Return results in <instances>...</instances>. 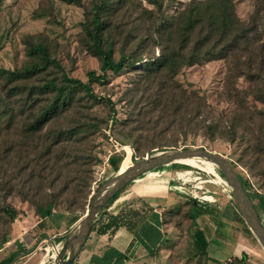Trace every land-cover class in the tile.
I'll use <instances>...</instances> for the list:
<instances>
[{
    "label": "rangeland",
    "instance_id": "obj_1",
    "mask_svg": "<svg viewBox=\"0 0 264 264\" xmlns=\"http://www.w3.org/2000/svg\"><path fill=\"white\" fill-rule=\"evenodd\" d=\"M99 1L0 0V69L15 71L41 63L39 57L30 54V48L39 43L47 48L51 58L61 63L69 77L87 82L89 72L101 74V61L92 53L85 30L92 17V7ZM192 1L121 0L111 13L105 40L113 44L115 60L127 55L138 63L128 64L120 73L109 71L105 81L94 83L97 99L77 91L69 115L55 122L52 128L57 131L61 126H69L80 113L97 126L83 144L94 174L91 195L71 212L56 207L53 215L42 219L31 202L17 191L13 193L7 202L17 210L18 216L12 223H3L0 217V241L7 240L0 247V262L14 259L12 264H53L70 227L78 217L85 216L99 188L119 170L160 151L205 148L222 154L234 164L242 181L248 182L250 197L261 207V199L264 200V0H232L241 26L234 28L240 34L229 35L227 43H218L216 58H204L170 78L163 74L155 80L148 79L145 65L162 55L159 25L165 18L178 15ZM49 80L58 85L62 80V73L52 65L28 82V86H40ZM171 91L178 101L182 100L183 92L188 93L195 113L202 110L198 123L201 125L204 117V125L216 126L219 133H204L193 123L185 125L181 116L169 115L161 120L165 108L154 106V102ZM108 101L113 103L115 114ZM201 102L203 107L199 105ZM173 119L176 120L171 122ZM20 125L0 144L10 147L16 143L25 154L30 153L25 137L20 134ZM229 125L235 126L234 135ZM8 151L9 161L3 162L0 182L4 178V182L12 179L17 166L16 155L9 148ZM113 156L121 158L119 168L111 165ZM207 171L209 168L203 161L185 160L147 173L120 191L124 195L152 182L167 186L163 193L159 191L165 196L170 194L172 203L168 210H173L164 214L167 264H210L209 255L194 258L190 250L195 230L190 211L192 205L211 202L226 213L231 199L229 186L219 183L218 176ZM180 186L197 192L200 198L179 190ZM61 187L60 183L54 188L47 185L42 192L58 193ZM235 215L238 220L232 217L229 226L233 234L229 237L242 245L253 243L264 256V249L257 239H252L255 236L241 214ZM204 234L211 242V250L214 247L224 250L219 256V261L224 262L232 253L233 243L226 241L222 232L214 236L211 229H204ZM235 262L230 259L224 264Z\"/></svg>",
    "mask_w": 264,
    "mask_h": 264
},
{
    "label": "trees",
    "instance_id": "obj_2",
    "mask_svg": "<svg viewBox=\"0 0 264 264\" xmlns=\"http://www.w3.org/2000/svg\"><path fill=\"white\" fill-rule=\"evenodd\" d=\"M67 1L81 2V0ZM120 4L121 0H100L92 7V17L86 23L85 30L91 41L92 53L101 61V74L96 71L89 72L87 82L69 77L61 63L51 58L47 48L39 43L30 48V54L39 57L41 63L15 71L0 69V142L22 122L20 134L27 141L25 143L27 149L31 150L30 153L25 154L22 148L16 147V143L10 147L0 144V162H2L0 170H4L3 162L9 161L8 148L16 155L17 161L13 178L6 182L4 178L0 182V217L3 223L6 221L12 223L17 219V210L7 202L9 196L16 191L34 205L36 213L42 219L53 215L56 207L71 212L74 207L87 201L91 195L94 174L83 144L97 126L81 117L83 114L80 113L71 120L72 124L69 126H61L62 128L57 131L52 128L55 122L69 115V111L73 109L72 103L77 91H83L88 97L97 99L92 87L94 83L105 81L109 71L120 73L128 64L138 63L133 56L132 58L127 55H122L116 61L113 44L105 40V33L110 28L109 16ZM235 25L241 27L232 0H193L178 15L165 18L159 25V44L162 47V55L145 65L148 79L155 80L163 74L170 78L184 67L198 64L204 58H216L218 43H227L229 35L240 34L234 28ZM49 65L62 73L61 84L58 85L54 80H49L40 86L29 87L28 82ZM171 92L167 94L168 96H160L154 102V106L165 108L162 111L161 120L169 115L174 118L181 116V122L185 125L190 126L193 123L204 133L213 135L219 133L216 126L204 125L206 122L204 117L201 120L202 124L198 123L197 118L202 110L198 109L199 111L195 113L196 110L193 109L191 102L192 97L188 93L183 92L182 100L178 101L175 92ZM25 93L27 97L24 98ZM49 95L54 96L51 98ZM108 102L115 114L113 103ZM199 105L204 106L202 102ZM112 119L114 121L115 118ZM174 120L176 119L171 122ZM228 127L235 129V126L229 125ZM232 130L231 133L234 135L235 131ZM110 163L114 168H119L121 158L113 156L110 158ZM232 165L234 167L233 163ZM237 174L241 179L240 174L238 172ZM59 183L62 187L58 193L42 192L47 185L54 188ZM242 184L249 193L248 182L242 181ZM119 194L120 192L104 207L91 232L106 233L115 223L134 227L130 219V216L134 214L132 209L122 212V215H114L105 211L119 197ZM252 201L256 208V200L252 199ZM192 206L190 216L195 230L190 250L194 258L208 256L207 249L210 242L196 224V218L201 211L196 206ZM229 208L238 213L233 205L230 204ZM172 211L167 213H172ZM154 235L158 243L161 240L160 233ZM5 242H7L6 239L0 241V247ZM13 260H4L0 264H12Z\"/></svg>",
    "mask_w": 264,
    "mask_h": 264
},
{
    "label": "crops",
    "instance_id": "obj_3",
    "mask_svg": "<svg viewBox=\"0 0 264 264\" xmlns=\"http://www.w3.org/2000/svg\"><path fill=\"white\" fill-rule=\"evenodd\" d=\"M166 187L164 184L152 182L143 184L127 194H119V197L105 211L114 215H122V212L132 209L134 214L130 216V219L133 221L134 227L130 228L115 223L106 233L91 232L81 252L72 264H167L168 256L166 253L168 251L164 246L166 243L164 214L171 211L168 208L172 202L170 194L165 196L159 193V191L163 193ZM180 189L183 192L192 194L184 186H180ZM261 200V207L257 206V209H255L264 224V214H261L264 212V200ZM230 204L232 203L230 202ZM196 208L201 211L196 223H198L203 233L204 229H211L214 236L222 232L224 237L226 236V241L233 243L232 253L225 261L234 259L236 264H264V256L258 252L256 245H253V243L251 245L249 242H247L248 245L235 243V240L229 237L233 234V230L229 226V223H232V217L238 220L229 205L226 213L220 212L219 209L224 210L221 207L219 208L216 203L211 202L204 205L198 204ZM82 216L80 219L83 218ZM146 233H148L147 236ZM159 233L161 240L156 243L154 234ZM252 239L256 238L253 237ZM208 241L210 242V240ZM210 247L209 245L207 249L210 264H224L225 261L222 263L219 261V256L224 250L215 247L211 250Z\"/></svg>",
    "mask_w": 264,
    "mask_h": 264
},
{
    "label": "water",
    "instance_id": "obj_4",
    "mask_svg": "<svg viewBox=\"0 0 264 264\" xmlns=\"http://www.w3.org/2000/svg\"><path fill=\"white\" fill-rule=\"evenodd\" d=\"M192 158L208 161L221 172L230 188L232 205L241 214L250 231L264 249V224L231 161L222 154L205 148H182L147 155L128 166L124 171L119 170L116 175L106 181L92 197L85 216L70 229L69 234L63 239L53 264H72L85 245L104 207L125 186L155 169Z\"/></svg>",
    "mask_w": 264,
    "mask_h": 264
},
{
    "label": "bare ground",
    "instance_id": "obj_5",
    "mask_svg": "<svg viewBox=\"0 0 264 264\" xmlns=\"http://www.w3.org/2000/svg\"><path fill=\"white\" fill-rule=\"evenodd\" d=\"M192 159H194V160H198V161H203L205 164H206V166L209 168V171H207V172H209V173H212V174H214V175H216V176H218L217 175V172H216V170H215V168H214V166H213V164L212 163H210V162H208V161H205V160H201V159H195V158H192ZM192 159H187V160H192ZM125 169H121V172L122 171H124ZM206 172V171H205ZM219 174V173H218ZM218 179H219V183H222L223 182V180L218 176Z\"/></svg>",
    "mask_w": 264,
    "mask_h": 264
},
{
    "label": "built area",
    "instance_id": "obj_6",
    "mask_svg": "<svg viewBox=\"0 0 264 264\" xmlns=\"http://www.w3.org/2000/svg\"><path fill=\"white\" fill-rule=\"evenodd\" d=\"M206 182H208V181H204V182H202V183H206ZM223 183L227 186V182L223 181ZM199 188L202 189V187H199ZM179 190H181V189H179ZM192 196H193L194 198H200V197L198 196V193H197V192H193V193H192Z\"/></svg>",
    "mask_w": 264,
    "mask_h": 264
}]
</instances>
